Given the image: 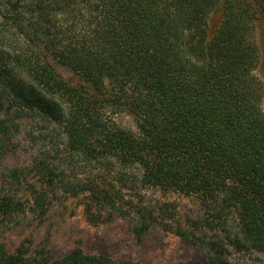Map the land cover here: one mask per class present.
I'll return each mask as SVG.
<instances>
[{"label":"trees","instance_id":"obj_1","mask_svg":"<svg viewBox=\"0 0 264 264\" xmlns=\"http://www.w3.org/2000/svg\"><path fill=\"white\" fill-rule=\"evenodd\" d=\"M214 13L220 19L210 33ZM53 62L81 82L65 80ZM257 69L264 77V0H0V84L58 125L66 159L86 169L79 193L91 206L126 215L113 176L137 168L143 186L196 196L219 218L233 216L243 243L264 254ZM119 112L136 133L113 121ZM5 131L0 120V158ZM44 165L38 169L52 185L55 173ZM14 206L0 197V216ZM157 223L141 217L137 235ZM0 264L141 263L81 249L28 256L0 243Z\"/></svg>","mask_w":264,"mask_h":264},{"label":"rangeland","instance_id":"obj_2","mask_svg":"<svg viewBox=\"0 0 264 264\" xmlns=\"http://www.w3.org/2000/svg\"><path fill=\"white\" fill-rule=\"evenodd\" d=\"M219 19V13L212 15L210 33ZM259 37L257 31L258 42ZM53 65L68 82H81L66 67ZM255 75L264 83L261 70ZM261 107L264 111V97ZM111 117L137 132L127 113ZM0 120L8 140L0 158V197L9 196L15 204L13 211L0 216V243L8 252L21 247L28 256L57 259L81 249L141 264H264V254L243 243L233 216L219 218L196 196L145 187L137 168L118 170L113 176L126 215L91 206L88 196L79 193L86 169L66 159L58 125L22 108L1 84ZM40 163L55 173L52 185L47 183V170L38 169ZM150 216L158 223L137 235L139 219ZM179 230L190 239H182Z\"/></svg>","mask_w":264,"mask_h":264}]
</instances>
